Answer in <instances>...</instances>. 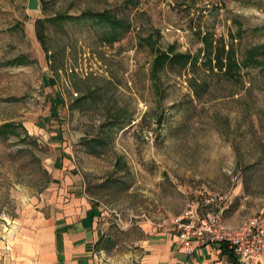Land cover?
Listing matches in <instances>:
<instances>
[{
  "label": "rangeland",
  "instance_id": "1",
  "mask_svg": "<svg viewBox=\"0 0 264 264\" xmlns=\"http://www.w3.org/2000/svg\"><path fill=\"white\" fill-rule=\"evenodd\" d=\"M39 1L0 0V125L17 130L0 136V264L6 234L60 188V143L120 253L197 193L227 196L233 226L264 215V0ZM99 11L119 25L83 16ZM207 43L260 64L225 75ZM154 46L190 59L155 71Z\"/></svg>",
  "mask_w": 264,
  "mask_h": 264
},
{
  "label": "crops",
  "instance_id": "2",
  "mask_svg": "<svg viewBox=\"0 0 264 264\" xmlns=\"http://www.w3.org/2000/svg\"><path fill=\"white\" fill-rule=\"evenodd\" d=\"M66 145L60 143L56 149L59 156L55 157L57 163L50 171L63 181L47 202L46 214L33 209L31 215L22 217L15 230L6 234L4 252L10 258L7 264L233 263L228 254L230 249L224 250L216 243L195 246L191 253L185 252L170 224L162 228L144 224L129 242L135 248L128 245L131 249L118 252L112 242L109 221L90 201L81 177L69 165L73 158ZM114 257L124 262L115 263Z\"/></svg>",
  "mask_w": 264,
  "mask_h": 264
},
{
  "label": "built area",
  "instance_id": "3",
  "mask_svg": "<svg viewBox=\"0 0 264 264\" xmlns=\"http://www.w3.org/2000/svg\"><path fill=\"white\" fill-rule=\"evenodd\" d=\"M197 194L198 199L188 200L180 214L169 222L184 251L191 253L195 246L216 243L233 252L236 264H262L264 215H253L233 226L225 220L227 196L212 191ZM201 205L215 209L201 216L198 212Z\"/></svg>",
  "mask_w": 264,
  "mask_h": 264
},
{
  "label": "trees",
  "instance_id": "4",
  "mask_svg": "<svg viewBox=\"0 0 264 264\" xmlns=\"http://www.w3.org/2000/svg\"><path fill=\"white\" fill-rule=\"evenodd\" d=\"M86 14L92 15L94 18L96 17L97 20H104L106 21L108 24H110L111 28H115L119 25L118 19H116L115 17L112 18L111 15L107 12V11H99V12H86L83 14V16H85ZM68 18H71L72 16H67ZM64 18V16L62 15H56L55 19H52V21L55 20H62ZM39 25V24H38ZM40 27V25H39ZM42 33L39 34V36L41 37ZM206 50H207V54L208 59L206 60L207 63H211L212 60H214L215 65H217V67L219 68H225V70L223 71L225 75H231V77L233 76V74L235 72L238 71L240 66H248L249 63H255V64H260V61L256 60V56L258 55L257 49L255 50H249V52L247 53V55L241 59V63L237 62L234 60V51L232 48L228 49V51H225L224 48L221 46V48L219 47L218 50H215L214 53V58L212 59V57L210 56V54L212 53V49L210 48V45L207 43L206 44ZM153 52H155V57L153 60V67L155 71H158L160 69V67L165 64H174V63H180L182 65L186 64V62L188 61V59H190V55L187 54H180V53H171V52H167L164 50H160L158 49L156 46L153 47ZM223 55L225 56V59H223ZM14 63H22L21 58H13V60H8L7 62H5V64L8 65H13ZM194 64V62H193ZM16 129V124H12V123H3L0 125V136H8L10 133L15 134V132H17ZM222 248H224V250L227 248L226 245H221ZM228 254L232 256L233 259V263L232 264H236L235 256L233 255V252H231L230 250L228 251Z\"/></svg>",
  "mask_w": 264,
  "mask_h": 264
},
{
  "label": "water",
  "instance_id": "5",
  "mask_svg": "<svg viewBox=\"0 0 264 264\" xmlns=\"http://www.w3.org/2000/svg\"><path fill=\"white\" fill-rule=\"evenodd\" d=\"M26 8L30 11H37L40 9L39 0H27Z\"/></svg>",
  "mask_w": 264,
  "mask_h": 264
}]
</instances>
